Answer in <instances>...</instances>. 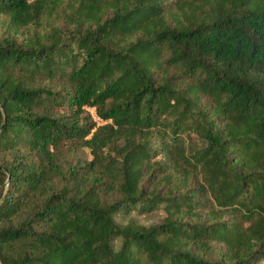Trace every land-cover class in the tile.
<instances>
[{
	"label": "trees",
	"instance_id": "16d2710c",
	"mask_svg": "<svg viewBox=\"0 0 264 264\" xmlns=\"http://www.w3.org/2000/svg\"><path fill=\"white\" fill-rule=\"evenodd\" d=\"M261 263L264 0H0V264Z\"/></svg>",
	"mask_w": 264,
	"mask_h": 264
},
{
	"label": "rangeland",
	"instance_id": "374dc122",
	"mask_svg": "<svg viewBox=\"0 0 264 264\" xmlns=\"http://www.w3.org/2000/svg\"><path fill=\"white\" fill-rule=\"evenodd\" d=\"M89 111L93 114V110L90 109ZM163 215L164 214L162 211H156V212H152L150 214H144V215H137L135 212L132 213V216L137 218L142 224H145V225L158 222ZM261 264H264V263H261Z\"/></svg>",
	"mask_w": 264,
	"mask_h": 264
}]
</instances>
